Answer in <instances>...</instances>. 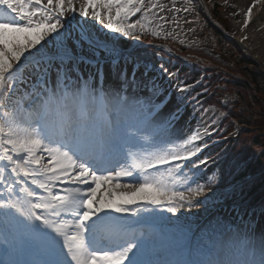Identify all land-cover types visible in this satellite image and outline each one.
I'll return each instance as SVG.
<instances>
[{
    "label": "snow or ice",
    "instance_id": "6c2138e0",
    "mask_svg": "<svg viewBox=\"0 0 264 264\" xmlns=\"http://www.w3.org/2000/svg\"><path fill=\"white\" fill-rule=\"evenodd\" d=\"M224 5L241 43L264 33V0ZM181 13L200 20L193 0H0V264H264L249 225L226 240L176 225L216 191L204 153L227 113L201 107L208 123L183 131L203 81L167 46L157 62L122 42L175 41Z\"/></svg>",
    "mask_w": 264,
    "mask_h": 264
},
{
    "label": "rangeland",
    "instance_id": "374dc122",
    "mask_svg": "<svg viewBox=\"0 0 264 264\" xmlns=\"http://www.w3.org/2000/svg\"><path fill=\"white\" fill-rule=\"evenodd\" d=\"M161 2H164V3H167L168 0H161ZM229 4L232 3V0H228ZM223 11V14L225 15V17L227 18V29L228 31L232 32L231 31V28H230V25H231V20H230V17H229V12H230V8L225 6V9L222 10ZM184 14L181 13L180 16ZM182 28V25L180 26V28H177L176 29V32L179 34L178 37H181V34L183 37H185V35L180 31V29ZM169 31H171V26H169L168 28ZM94 31H99L100 35H108L102 28H99V26H97L96 29H94ZM157 31L159 32V28H157ZM179 31V32H178ZM188 36V34H186ZM134 42V41H133ZM241 92V91H240ZM244 99H240V106H238V113L239 116L237 117V119L239 118H249L254 120V123L252 124L253 127L251 126L252 129L248 130V131H244V133L246 134H243L242 136H240V140H244L243 143H242V148L246 149V151H249V153H251L250 151V148L248 147V143H251L255 138H260L261 142H263L264 140H262V138L264 139V137H260L258 136V133L259 132H264V119H262L259 115H258V108L259 106L255 105V104H251L250 102V99H249V96L248 94H246L245 92H242V95H241ZM222 122V121H221ZM219 128V127H218ZM228 129H232V126L228 125ZM236 129L240 130L237 125H236ZM251 160V158H249ZM248 159V160H249ZM241 158L238 159V161H240ZM235 162V161H234ZM242 163L244 161H241ZM238 164V162H235ZM262 166H255L254 167V170H257V174L262 170ZM213 170V169H211ZM209 171V172H206L205 174L207 176H210L212 174V171ZM260 176L259 178L263 179V181L261 183H264V175H262L261 173L258 175ZM202 179H204V177H202ZM244 180L242 181H239V185L241 183H243ZM257 181V180H256ZM238 185V186H239ZM236 194L237 192H234L232 189L222 193L221 195L219 196H216V195H210V198L213 197V198H216L217 201L219 199H227V198H235L236 197ZM214 200H208V201H205V202H202L201 205H198L197 207L195 208H191L190 210H183L181 211L180 213H178V220L176 221L177 222V226H180V225H183V226H186V227H189L190 223H192L194 220L198 219L201 214L210 209L212 204H214L213 202ZM250 203H247L245 205H242L243 207L240 206V208L242 209V212H244V215L246 216L245 217V221L243 224H241L240 226L242 225H249L250 228L253 230V234L256 236V238H260V236L262 234H264V229H263V225H264V221H263V214L262 212L259 213V214H256L255 216L257 217H254V215H250L249 212L246 211L248 205ZM170 215V214H169ZM228 217H231V213L227 215V212H223V214H220L218 216H216L214 218V220L211 222L210 225L207 226L206 229H204V232L207 233V236L208 235H211L213 231H221L224 227V225L226 223H222L225 218ZM250 218H253V219H250ZM179 223V224H178ZM170 224H172V222H170ZM167 227H173V225H167ZM226 240V239H225Z\"/></svg>",
    "mask_w": 264,
    "mask_h": 264
},
{
    "label": "bare ground",
    "instance_id": "6f19581e",
    "mask_svg": "<svg viewBox=\"0 0 264 264\" xmlns=\"http://www.w3.org/2000/svg\"><path fill=\"white\" fill-rule=\"evenodd\" d=\"M248 3H250V0H232L231 4H237L243 7ZM231 11H233V9L230 8V12ZM229 17L231 20V27L233 29H237L233 18L230 15ZM236 19H241V17H237ZM256 23L258 25L259 23H261V21H257ZM255 27L256 25H253L252 28L248 29L247 34L249 35L250 39L248 41L243 42L242 45L246 47L247 51L251 54V56L255 57L260 62H264V33L254 31Z\"/></svg>",
    "mask_w": 264,
    "mask_h": 264
},
{
    "label": "trees",
    "instance_id": "16d2710c",
    "mask_svg": "<svg viewBox=\"0 0 264 264\" xmlns=\"http://www.w3.org/2000/svg\"><path fill=\"white\" fill-rule=\"evenodd\" d=\"M257 144V143H256Z\"/></svg>",
    "mask_w": 264,
    "mask_h": 264
}]
</instances>
